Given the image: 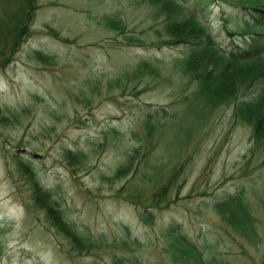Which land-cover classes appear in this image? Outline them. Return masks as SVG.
Masks as SVG:
<instances>
[{
  "label": "rangeland",
  "instance_id": "rangeland-1",
  "mask_svg": "<svg viewBox=\"0 0 264 264\" xmlns=\"http://www.w3.org/2000/svg\"><path fill=\"white\" fill-rule=\"evenodd\" d=\"M153 1L0 0V264H264V134L235 111L256 87L198 101ZM236 192L248 232L213 209Z\"/></svg>",
  "mask_w": 264,
  "mask_h": 264
},
{
  "label": "trees",
  "instance_id": "trees-1",
  "mask_svg": "<svg viewBox=\"0 0 264 264\" xmlns=\"http://www.w3.org/2000/svg\"><path fill=\"white\" fill-rule=\"evenodd\" d=\"M168 1L170 2V0ZM168 1H153L156 6L152 15L155 18H160L161 26L154 28L153 33L156 38L162 35L165 37L161 40L158 39L153 44L156 46L177 45L184 48L183 54L177 55L175 61H180V64L182 62V70L186 69L197 82L196 96L202 104L212 105L229 102L235 94L241 93L240 95H242L243 91L253 84V88L256 87L254 93L250 94L249 99L239 101L235 105V111L240 113V118L245 119V122H255L253 123V125L255 124L253 133L258 135L254 137L261 139L264 129L263 131L260 130L259 121L257 122L256 119L260 114L259 109L264 103L263 0H223L229 9L221 8L218 11H214L209 6L211 0H208L209 2L204 0H174L173 2L172 0V6ZM181 4L182 6H180ZM222 39L227 40L231 45L223 46ZM142 62L147 64L149 61L144 60ZM262 124L260 126L263 127ZM213 207L222 216L224 215L223 217L227 221L236 228L238 227L237 229L244 230L245 228L248 230L251 227L252 217L242 201L240 192L221 197L220 200L213 203ZM54 208L58 209L57 207ZM58 214L60 211L55 214L56 221ZM140 215L144 217V215ZM64 222L68 228L65 230L66 232L70 230L73 233L76 232L71 224L69 225L65 220ZM172 235L179 246L192 256L197 254L194 257L199 258L195 246L191 242L178 234L177 236L176 234ZM67 237L75 244V248L81 249L80 246H76L78 241L73 239L71 235Z\"/></svg>",
  "mask_w": 264,
  "mask_h": 264
},
{
  "label": "bare ground",
  "instance_id": "bare-ground-1",
  "mask_svg": "<svg viewBox=\"0 0 264 264\" xmlns=\"http://www.w3.org/2000/svg\"><path fill=\"white\" fill-rule=\"evenodd\" d=\"M37 1H38V0H37ZM167 1H168V0H167ZM180 1H181V0H180ZM225 1H226V0H225ZM225 1H223V2H225ZM35 2H36V1H35ZM35 2H34V3H35ZM168 2H169V1H168ZM171 2H172V0H170V2H169V3L171 4V6H172V3H171ZM173 2H174V0H173ZM177 2H178V1H177ZM30 3L32 4V2H30ZM163 3H164V2H163ZM183 3H184V2H183ZM227 3H228V2H227ZM35 4H37V2H36ZM179 4H180V2H179ZM185 4H187V3H185ZM228 4H229V3H228ZM32 5H33V4H32ZM32 5H31V6H32ZM173 5L175 6V3H174ZM25 6H26V5H25ZM162 6H164V5H162ZM176 6H177V5H176ZM178 6H179V5H178ZM180 6H182V4H181ZM230 6H231V5H230ZM33 7H34V6H33ZM35 7H36V5H35ZM165 7H166V6H165ZM188 7H189V6H188ZM23 8H24V7H23ZM25 8H27V7H25ZM161 8H162V7H161ZM178 8H182V7H178ZM184 9H185V8H184ZM184 9H183V10H184ZM186 9H187V7H186ZM186 9H185V10H186ZM188 9H189V8H188ZM191 9H192V8H191ZM22 11H23V10H21V12H22ZM26 11H28V10H26ZM33 11H34V10H33ZM157 11H158V10H157ZM161 11H162V10H161ZM31 12H32V10H31ZM34 12H35V11H34ZM162 13H163V11H162ZM167 13H168V12H167ZM167 13H165V14H167ZM20 14H21V13H20ZM168 14H169V13H168ZM168 14H167V15H168ZM30 15H31V14H30ZM169 15H170V14H169ZM253 15L255 16L256 14H253ZM26 17H27V16H26ZM165 17H166V16H165ZM238 17H239V16H238ZM21 18H22V17H21ZM169 18H171V17H169ZM253 18H254V17H253ZM22 19H23V18H22ZM246 19H247V18H246ZM29 21H30V20H28V23H29ZM166 21H167V20H166ZM249 21H250V19H249ZM240 23H241V22H240ZM244 23H245V22H244ZM255 24H256V23H255ZM248 25H249V24H248ZM245 27H247V26H245ZM165 29H166V27H165ZM172 29H173V28H172ZM248 29H249V28H248ZM248 29H245V30H248ZM259 29H260V27H259ZM2 30H3V29H2ZM9 30H10V29H7V31H9ZM250 30H251V28H250ZM4 31H5V28H4ZM248 31H249V30H248ZM261 31H263V30H261ZM238 32H239V31H238ZM240 32H242V31H240ZM244 32H245V31H244ZM250 32H251V31H250ZM4 33H5V32H4ZM24 33H25V32H24ZM234 33H235V32H234ZM236 33H237V32H236ZM245 33H247V32H245ZM248 33H249V32H248ZM260 33H261V32H260ZM243 34H244V33H243ZM26 35H27V34H26ZM236 35H237V34H236ZM244 35H245V34H244ZM252 36H253V35H252ZM26 37H27V36H26ZM255 37H256V36H255ZM16 38H17V37H16ZM21 38H22V37H21ZM21 38L19 37V39H21ZM246 43H247V42H246ZM16 45H17V44H16ZM245 45H246V44H245ZM13 47H14V46H13ZM17 49H18V48H17ZM15 51H16V50H15ZM13 52H14V51H13ZM256 81H257V80H256ZM261 81H263V80H261ZM252 83H253V82H252ZM256 84H257V83H256ZM249 85H250V84H249ZM250 86H251V85H250ZM256 86H257V85H256ZM243 89H244V88H243ZM246 90H247V89H246ZM242 91H243V90H242ZM244 91H245V90H244ZM236 99H237V98H236ZM236 99H235V100H236ZM230 103H232V101H231ZM221 106H222V105H221ZM223 106H224V105H223ZM194 120H195V119H194ZM192 123H194V121H193ZM194 124H195V123H194ZM195 125H196V124H195ZM145 126H147V124H146ZM148 127H150V126H148ZM192 127H194V129H195V126L192 125ZM192 129H193V128H191V131H192ZM260 140H262V139H260ZM260 140H259V143H260ZM255 142H256V141H255ZM263 142H264V141H263ZM257 143H258V142H257ZM257 143H256V144H257ZM263 144H264V143H263ZM260 145H261V144H260ZM259 148H260V147H259ZM263 149H264V148H263ZM263 149H262V150H263ZM263 153H264V152H263ZM153 163H154V162H153ZM154 164H157V163H154ZM20 167H21V166H20ZM21 171H22V170H21ZM27 171H28V170H27ZM27 173H28V172H27ZM26 176H27V175H26ZM169 184H170V183H169ZM165 189H166V188H165ZM45 191H46V190H45ZM47 192H48V191H47ZM43 193H44V192H43ZM45 193H46V192H45ZM47 194H48V193H46L45 195H47ZM130 198H131V197H130ZM223 199H224V198H223ZM223 199H222V200H223ZM126 200H127V199H126ZM222 200H221V201H222ZM217 203H218V202H217ZM217 203H216V205H217ZM218 204H219V203H218ZM35 208H36V207H35ZM213 208H215V207H213ZM215 212H216V211H215ZM216 213H218V212H216ZM143 214H145V213H143ZM62 215H63V214H62ZM146 215H147V214H146ZM220 215H221V214H220ZM223 216H224V215H223ZM152 217H153V216H152ZM61 218H62V217H61ZM64 218H65V217H64ZM144 218H145V216H144ZM65 219H66V218H65ZM248 219H249V216H248ZM253 219H254V218H253ZM253 219H251V220H253ZM150 220H151V219H150ZM150 220H149V221H150ZM224 220H225V219H224ZM228 220H229V219H228ZM68 222H69V221H68ZM228 222H229V221H228ZM248 222H249V220H248ZM248 222H246V223H248ZM60 223H61V222H60ZM249 223H250V222H249ZM251 223H252V222H251ZM64 224H65V223H64ZM240 224H241V223H240ZM255 224H256V223H255ZM255 224H254V225H255ZM69 225H70V223H69ZM245 225H246V224H245ZM254 225H252V226H254ZM247 226H248V225H247ZM247 226H245V227H247ZM243 227H244V226H243ZM249 227H250V226H249ZM237 228H238V227H237ZM254 228H255V227H254ZM236 231H237V230H236ZM246 231H247V229H246ZM248 231H249V230H248ZM248 231H247V232H248ZM250 231H251V230H250ZM76 232H77V231H76ZM76 232H75V233H76ZM241 232H242V230H241ZM242 233H243V232H242ZM249 233L252 234L251 232H249ZM249 233H248V234H249ZM238 234H239V233H238ZM245 234H246V233H245ZM248 234H247V235H248ZM243 235H244V234H243ZM172 236H173V235H172ZM176 236H177V234H176ZM244 236H245V235H244ZM248 236H250V235H248ZM251 237H252V236H251ZM178 238H179V237H178ZM183 238H184V236H183ZM185 239H186V238H185ZM246 239H247V238H246ZM248 239H249V238H248ZM176 242H177V241H176ZM183 242H184V241H183ZM172 243H173V242H172ZM192 246H193V245H192ZM193 247H194V246H193ZM196 251H197V250H196ZM190 252H191V251H190ZM191 253L193 254V252H191ZM196 255H197V254H196ZM196 255H194V256H196ZM199 255H200V254H199ZM196 258H197V257H196ZM199 259H200V257H199ZM201 262H202V260H201ZM209 262H210V261H209ZM212 263H213V261H212ZM192 264H193V263H192ZM210 264H211V263H210Z\"/></svg>",
  "mask_w": 264,
  "mask_h": 264
}]
</instances>
